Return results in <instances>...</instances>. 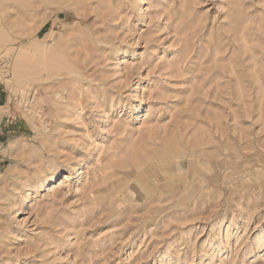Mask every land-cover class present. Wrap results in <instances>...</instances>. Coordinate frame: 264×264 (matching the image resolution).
<instances>
[{"label":"rangeland","instance_id":"1","mask_svg":"<svg viewBox=\"0 0 264 264\" xmlns=\"http://www.w3.org/2000/svg\"><path fill=\"white\" fill-rule=\"evenodd\" d=\"M0 54V264H264V0H0Z\"/></svg>","mask_w":264,"mask_h":264},{"label":"crops","instance_id":"2","mask_svg":"<svg viewBox=\"0 0 264 264\" xmlns=\"http://www.w3.org/2000/svg\"><path fill=\"white\" fill-rule=\"evenodd\" d=\"M6 100V92L3 87V84L0 80V161L6 159L5 154H3L5 148H4V142H6V138L9 135L8 133L10 132L9 128V120L8 117L4 118V113L2 112V108H4ZM10 123V122H9Z\"/></svg>","mask_w":264,"mask_h":264},{"label":"bare ground","instance_id":"3","mask_svg":"<svg viewBox=\"0 0 264 264\" xmlns=\"http://www.w3.org/2000/svg\"><path fill=\"white\" fill-rule=\"evenodd\" d=\"M167 153V152H166ZM174 154H176V153H174ZM148 155V154H147ZM176 157H178V156H176ZM132 158V157H131ZM134 159V158H133ZM172 160H174V159H172ZM139 161H140V159H139ZM138 161V162H139ZM143 161V160H142ZM175 161V160H174ZM137 162V163H138ZM144 162V161H143ZM124 163V162H123ZM132 163V162H131ZM135 163V162H134ZM122 164V163H121ZM166 164V163H165ZM135 165V164H134ZM143 165V164H142ZM163 165V164H162ZM121 166V165H120ZM130 166V165H129ZM163 167V166H162ZM8 168V170H9V167H7ZM137 168V167H136ZM139 168V167H138ZM144 168H145V166H144ZM154 170V169H153ZM168 170V169H167ZM159 171H161V170H159ZM157 172V171H156ZM116 176V175H115ZM4 177V173H0V180L2 179ZM42 182H45V181H42ZM124 185V184H123ZM186 191V190H185Z\"/></svg>","mask_w":264,"mask_h":264},{"label":"built area","instance_id":"4","mask_svg":"<svg viewBox=\"0 0 264 264\" xmlns=\"http://www.w3.org/2000/svg\"><path fill=\"white\" fill-rule=\"evenodd\" d=\"M0 57H1V54H0Z\"/></svg>","mask_w":264,"mask_h":264}]
</instances>
